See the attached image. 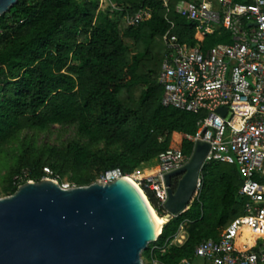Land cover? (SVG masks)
<instances>
[{
	"label": "trees",
	"instance_id": "16d2710c",
	"mask_svg": "<svg viewBox=\"0 0 264 264\" xmlns=\"http://www.w3.org/2000/svg\"><path fill=\"white\" fill-rule=\"evenodd\" d=\"M99 1L17 0L0 15V148L22 129L44 130L51 124H75L86 139L44 146L31 159L21 158L9 194L27 180L39 181L44 166L58 177L62 163L78 171L97 165L101 173L119 168L131 174L140 162L166 149L191 153L193 143L183 134L195 132L198 116L160 101L157 75L168 28L165 9L157 0H110L120 9L110 11L109 5L99 7ZM177 1L170 0L172 32L193 46L192 25L173 11ZM145 6L152 10L148 20L136 25L125 21ZM214 34H208L202 46H211ZM99 142L106 147L97 148ZM112 144L120 151H108ZM200 175L201 188L188 208L165 223L142 254L156 246L159 264L190 262L201 240L216 238L242 211L237 199L241 177L235 165L210 161ZM91 181L76 179L77 185ZM204 194L206 203L201 201ZM146 195L162 217L164 209L149 192ZM184 221L192 224L187 238L180 246H168L166 241Z\"/></svg>",
	"mask_w": 264,
	"mask_h": 264
},
{
	"label": "built area",
	"instance_id": "2783aa9c",
	"mask_svg": "<svg viewBox=\"0 0 264 264\" xmlns=\"http://www.w3.org/2000/svg\"><path fill=\"white\" fill-rule=\"evenodd\" d=\"M104 1L110 11L120 10L110 0H100L99 7ZM157 1L165 9L168 24L157 75L161 104L196 114L195 132L183 136L193 145L198 140L209 143L204 164L221 161L235 165L241 177L237 192L241 214L216 238L201 240L194 258L181 264H191L195 258H201L203 264H264V0H178L173 11L192 25L193 46L172 32L175 23L168 16L170 0ZM151 15V7L145 6L128 14L125 21L136 25ZM213 33H226L230 42L202 46V40ZM219 108H225L224 115ZM188 158L181 150L166 149L157 155L158 164L152 168L131 174L113 168L102 172L97 181L129 176L166 214L164 175L181 168ZM42 170V178L57 181L50 167ZM177 181L172 179L173 188ZM200 188L201 176L195 195ZM153 264L159 263L153 259Z\"/></svg>",
	"mask_w": 264,
	"mask_h": 264
},
{
	"label": "water",
	"instance_id": "95a60500",
	"mask_svg": "<svg viewBox=\"0 0 264 264\" xmlns=\"http://www.w3.org/2000/svg\"><path fill=\"white\" fill-rule=\"evenodd\" d=\"M16 1L0 0V15ZM209 148L196 141L187 162L164 175L165 223L188 208ZM160 233L125 176L76 187L27 180L0 198V264H142L141 252Z\"/></svg>",
	"mask_w": 264,
	"mask_h": 264
},
{
	"label": "rangeland",
	"instance_id": "374dc122",
	"mask_svg": "<svg viewBox=\"0 0 264 264\" xmlns=\"http://www.w3.org/2000/svg\"><path fill=\"white\" fill-rule=\"evenodd\" d=\"M103 6H108V2L104 1ZM184 23H188L186 19L178 16ZM174 22V21H173ZM230 42V38L226 33H216L214 36L210 37L209 45H215L217 43H228ZM79 141L86 142L84 137H81L77 132V126L75 124H51L47 129L44 130H36V129H22L20 130L16 136L4 144L0 148V198L6 197L10 195L7 190L10 187V183L14 176L16 175L14 172L18 167V162L23 161L21 158H29L31 159L38 149L44 146H55L62 147L68 141ZM104 142H99L97 144V148H105ZM23 150H27V153H22ZM108 151H120V147L118 144H112L107 147ZM33 152V153H32ZM24 154V156H22ZM22 156V157H21ZM45 158V157H44ZM45 160V159H43ZM158 164L157 159H152L148 162H140L131 173L137 172L140 169L152 168ZM62 167L60 168L59 177H57V181L60 184L66 185L68 187H76V186H85V185H77L76 179L90 177L93 183L98 180L101 171L95 167H89V169L85 170H73L69 164L62 163ZM23 172V170H22ZM201 176V175H200ZM197 195V194H196ZM196 195L193 196L196 197ZM201 201L206 203L208 201L207 194L201 196ZM193 200V199H192ZM191 203V202H190ZM189 203V204H190ZM241 209L242 206L240 205ZM239 209V208H238ZM240 210V209H239ZM238 210V215L241 212ZM192 227L191 223L186 221L182 222L179 227L176 235L170 239V241H166L168 246H180L183 244L185 239L188 236V231ZM184 236V239H183ZM181 240V242L179 241ZM149 245V244H148ZM153 249H156V246H151V250L146 254H142L141 252V261L142 264H153V259L156 260ZM183 262V261H182ZM180 262L179 264H181ZM204 261L201 258H195L191 264H203Z\"/></svg>",
	"mask_w": 264,
	"mask_h": 264
},
{
	"label": "bare ground",
	"instance_id": "6f19581e",
	"mask_svg": "<svg viewBox=\"0 0 264 264\" xmlns=\"http://www.w3.org/2000/svg\"><path fill=\"white\" fill-rule=\"evenodd\" d=\"M125 177H126V179H127L128 181H130V182H131V183H132V184H133V185H134V186L140 191L142 197L145 199V201H146V203H147V205H148V208H149V210H150V212H151V215H152L153 220H154V222H155V224H156V226H157L158 231L161 232L162 227H163V225H164L165 222H166V219H164L163 216L160 217V216L157 215V213H156L155 210L153 209L152 205L149 203V201H148L146 195H145L144 192L140 189V187L137 185V183H136L131 177H129V176H125ZM183 239H184V236H183ZM179 241L181 242V240H179Z\"/></svg>",
	"mask_w": 264,
	"mask_h": 264
}]
</instances>
